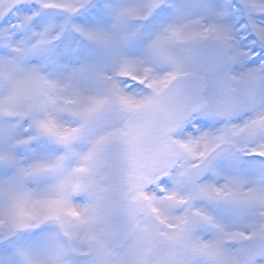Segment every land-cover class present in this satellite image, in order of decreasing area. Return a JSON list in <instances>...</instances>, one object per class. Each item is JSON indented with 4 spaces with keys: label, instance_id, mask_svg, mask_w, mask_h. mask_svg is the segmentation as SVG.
I'll return each mask as SVG.
<instances>
[{
    "label": "snow or ice",
    "instance_id": "snow-or-ice-1",
    "mask_svg": "<svg viewBox=\"0 0 264 264\" xmlns=\"http://www.w3.org/2000/svg\"><path fill=\"white\" fill-rule=\"evenodd\" d=\"M0 264H264V0H0Z\"/></svg>",
    "mask_w": 264,
    "mask_h": 264
}]
</instances>
